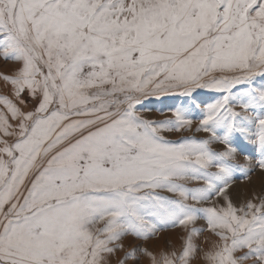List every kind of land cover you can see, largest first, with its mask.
<instances>
[{"label":"rangeland","instance_id":"1","mask_svg":"<svg viewBox=\"0 0 264 264\" xmlns=\"http://www.w3.org/2000/svg\"><path fill=\"white\" fill-rule=\"evenodd\" d=\"M0 264H264V0H0Z\"/></svg>","mask_w":264,"mask_h":264},{"label":"bare ground","instance_id":"2","mask_svg":"<svg viewBox=\"0 0 264 264\" xmlns=\"http://www.w3.org/2000/svg\"><path fill=\"white\" fill-rule=\"evenodd\" d=\"M258 184H259L258 181H255L252 185H253V186H254V185H255V186H258ZM221 195H222V194H221ZM223 197H224V195H223ZM223 197H222L221 199H223Z\"/></svg>","mask_w":264,"mask_h":264}]
</instances>
